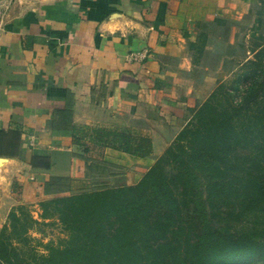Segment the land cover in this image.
<instances>
[{
	"label": "crops",
	"instance_id": "0c3cea01",
	"mask_svg": "<svg viewBox=\"0 0 264 264\" xmlns=\"http://www.w3.org/2000/svg\"><path fill=\"white\" fill-rule=\"evenodd\" d=\"M260 10L259 0H0V233L14 207L40 219L57 196L34 156L69 154L65 194L137 184L218 86L228 56L206 65L223 51L216 31L236 21L250 37ZM102 130L150 137L152 155L105 146Z\"/></svg>",
	"mask_w": 264,
	"mask_h": 264
},
{
	"label": "trees",
	"instance_id": "16d2710c",
	"mask_svg": "<svg viewBox=\"0 0 264 264\" xmlns=\"http://www.w3.org/2000/svg\"><path fill=\"white\" fill-rule=\"evenodd\" d=\"M264 14V0H259ZM264 18L253 37L264 42ZM240 68L241 100L220 83L135 185L71 191L67 152L34 156L33 171L51 175L40 219L14 207L0 233V264H240L264 259V45ZM263 46V47H262ZM107 147L146 157L152 140L102 130ZM56 156H60L58 161ZM65 174V175H64ZM209 182L206 208L197 178ZM207 210V213H206ZM57 220L68 238L55 245L32 235ZM212 241V243H211ZM42 247L44 252L38 250Z\"/></svg>",
	"mask_w": 264,
	"mask_h": 264
},
{
	"label": "rangeland",
	"instance_id": "374dc122",
	"mask_svg": "<svg viewBox=\"0 0 264 264\" xmlns=\"http://www.w3.org/2000/svg\"><path fill=\"white\" fill-rule=\"evenodd\" d=\"M236 25V21H230L228 27L221 26V28L216 31V37L219 39L218 43L223 46V51L213 52L211 59L206 63V65L207 70L212 69L213 66L216 65V63L218 64V59H222L224 56H228L223 64H219L222 68L219 69L220 72L218 85L222 82L226 83L228 90L231 91V93L235 97V100H241L242 97H244L246 94L245 90L247 82L246 80H238V76L241 73L240 68L247 60L254 59L256 50L258 51L261 49H259L257 44L262 43L263 41L258 37H248V31L246 29L240 32L234 31ZM228 36L233 37V43L230 42L228 44V41L222 40L227 38ZM196 184L198 190L199 205L200 207L206 208L207 204L205 202V198L209 189V182L199 177L197 178ZM27 206H29L30 209L33 210V207L31 205ZM40 230H42L43 232V240H45L43 242L45 243L52 242L55 245H58L68 238V233L64 230V227L61 225V223L57 220H52L48 224L42 225L40 227ZM37 248L39 251L43 249L42 247ZM240 264H264V259L253 258Z\"/></svg>",
	"mask_w": 264,
	"mask_h": 264
},
{
	"label": "built area",
	"instance_id": "2783aa9c",
	"mask_svg": "<svg viewBox=\"0 0 264 264\" xmlns=\"http://www.w3.org/2000/svg\"><path fill=\"white\" fill-rule=\"evenodd\" d=\"M144 55L145 54H142V53H133L132 54V57L134 58V59H143L144 58Z\"/></svg>",
	"mask_w": 264,
	"mask_h": 264
},
{
	"label": "water",
	"instance_id": "95a60500",
	"mask_svg": "<svg viewBox=\"0 0 264 264\" xmlns=\"http://www.w3.org/2000/svg\"><path fill=\"white\" fill-rule=\"evenodd\" d=\"M0 161H1V159H0Z\"/></svg>",
	"mask_w": 264,
	"mask_h": 264
}]
</instances>
